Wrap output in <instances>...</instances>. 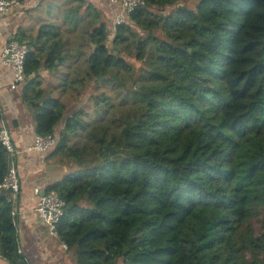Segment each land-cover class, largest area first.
<instances>
[{
  "label": "trees",
  "instance_id": "16d2710c",
  "mask_svg": "<svg viewBox=\"0 0 264 264\" xmlns=\"http://www.w3.org/2000/svg\"><path fill=\"white\" fill-rule=\"evenodd\" d=\"M75 1L65 19L90 28L78 82L98 92L93 117L42 88L41 69L82 68L54 25L15 37L29 45L21 96L36 133L72 161L45 192L66 202L57 235L76 264H264V0H145L111 46L101 12ZM9 163L0 141V184ZM10 196L0 189V255L29 264Z\"/></svg>",
  "mask_w": 264,
  "mask_h": 264
},
{
  "label": "crops",
  "instance_id": "0c3cea01",
  "mask_svg": "<svg viewBox=\"0 0 264 264\" xmlns=\"http://www.w3.org/2000/svg\"><path fill=\"white\" fill-rule=\"evenodd\" d=\"M57 2V4H54ZM49 4L53 11L59 9L58 0ZM74 6L75 0H64ZM96 7L104 18V13L113 20L120 8L110 7L109 0H86ZM45 0H23L21 6L15 8L8 15L0 14V105L4 119L9 122L11 136L19 150L18 171L21 179V192L18 203V224L20 230V245L26 255L29 264H76L75 256L60 241L58 237L49 234L47 226L39 218L36 208L38 201L50 183H53L67 172L66 169H49L54 158L26 150L32 145L36 138L35 123L28 106L22 98V87L11 90L9 85L13 79L14 70L5 64L2 59V50L15 37L22 34L29 41L30 37H36L44 17L43 12ZM72 2V3H71ZM47 12V11H45ZM35 22L34 27H28V23ZM73 28V25H72ZM39 189V193H36ZM0 264H11L0 255Z\"/></svg>",
  "mask_w": 264,
  "mask_h": 264
},
{
  "label": "built area",
  "instance_id": "2783aa9c",
  "mask_svg": "<svg viewBox=\"0 0 264 264\" xmlns=\"http://www.w3.org/2000/svg\"><path fill=\"white\" fill-rule=\"evenodd\" d=\"M23 0H0V14L8 15L15 8L21 6ZM146 4L145 0H109L110 7L120 8L113 18V24H122L127 22V18L133 10ZM29 51V45L26 41L19 40L17 37L13 39L2 50L3 62L11 66L14 70L13 79L9 85L11 90H16L24 86L27 75L25 72V61ZM0 111L2 106L0 105ZM3 113V111H2ZM1 113L0 119V141L5 147L10 163L8 172L0 184V189L10 191V200L16 205L12 214L19 216L18 202L21 192V179L18 171V154L19 150L11 136L9 122L4 119ZM58 137L55 135H36L35 141L26 150L34 151L42 155L48 154L57 144ZM39 193V189H36ZM66 202L56 193H45L40 197L37 204V214L43 223L47 226L49 234L53 237L57 235V223L64 213ZM19 226V224H18ZM65 247H67L64 244ZM19 251H22L21 245Z\"/></svg>",
  "mask_w": 264,
  "mask_h": 264
},
{
  "label": "rangeland",
  "instance_id": "374dc122",
  "mask_svg": "<svg viewBox=\"0 0 264 264\" xmlns=\"http://www.w3.org/2000/svg\"><path fill=\"white\" fill-rule=\"evenodd\" d=\"M53 0H45L43 4V12L40 14V17H44L45 23L47 24H52L54 25V29H57L53 34L48 35L49 37H52L56 33L60 34L61 38L64 39L67 45V49L69 48L70 55L73 58V63H75V68L78 65H82V68H76L72 72L69 71L68 68L63 67L61 70L57 73L54 74L53 72H49L48 70L41 69L40 73L41 76L43 77V85L42 88H46L48 90L52 91V96L59 98L63 102L67 104L68 107V112H72L74 109H81L83 108L87 112L90 111L91 116L93 117V101L91 100L92 94H96L98 92L95 91L94 85L92 83H87L83 86L79 84L78 80L79 77H84L87 75L88 72V58L90 55V46L88 45V40L86 37H84V33H89V29L87 27H84L83 23L80 24L79 29L73 30L72 25L73 23L69 22L68 20L65 19V15L70 8V3H65L64 0H58L60 6L59 9H56L53 11V14L50 16V12L54 9H51L49 4H51ZM199 0H181L179 3H177V6H187L191 9H195L196 5ZM89 1H86L88 3ZM54 4H57V2H54ZM72 3V2H71ZM74 6L77 5L76 2L73 1ZM174 9V8H173ZM84 9H82V12ZM172 10V7H167L165 12H170ZM47 11V12H45ZM158 11V10H156ZM104 22H106L107 27H108V34H109V40L108 43L109 46H111V40L113 39L114 36V27L115 25L113 24V20H109V17L105 15L104 13V18L102 19ZM84 23H87L84 22ZM28 27H36L35 22L33 24V21L30 23L26 24ZM54 29H48V34L53 31ZM92 29V26H91ZM40 30V29H39ZM39 32V31H38ZM38 35V34H37ZM77 64V65H76ZM69 76L70 80L68 81L66 87H62L61 83L63 80ZM131 84V82H129ZM102 90L105 91V93L110 94L113 96V98L116 99V94L113 91L111 87H103ZM101 92V91H100ZM61 124L59 128L57 129V134L60 133L62 129ZM86 136L87 132L86 131H80V134L76 137L72 138V142H70L71 146H75L77 142H79L80 139L84 137L83 143L86 142ZM78 145V144H76ZM67 160H69L67 158ZM54 163L51 164V167L49 169H66L68 172V168L70 167L69 165H72V161L67 162L66 164L59 162V158L54 159ZM70 170V169H69ZM261 218H254L251 223L253 227L255 228L256 233H260L261 231Z\"/></svg>",
  "mask_w": 264,
  "mask_h": 264
},
{
  "label": "water",
  "instance_id": "95a60500",
  "mask_svg": "<svg viewBox=\"0 0 264 264\" xmlns=\"http://www.w3.org/2000/svg\"><path fill=\"white\" fill-rule=\"evenodd\" d=\"M99 78H100V79H103V76L100 75ZM106 149L109 150V151H111V152L115 151L114 148H111L110 146H107ZM45 193H46V192L43 191V192H42V195H44Z\"/></svg>",
  "mask_w": 264,
  "mask_h": 264
}]
</instances>
